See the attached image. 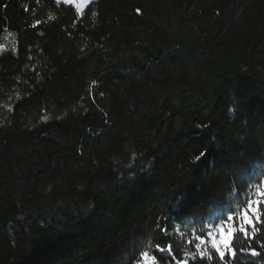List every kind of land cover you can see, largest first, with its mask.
Returning <instances> with one entry per match:
<instances>
[{
	"label": "trees",
	"instance_id": "1",
	"mask_svg": "<svg viewBox=\"0 0 264 264\" xmlns=\"http://www.w3.org/2000/svg\"><path fill=\"white\" fill-rule=\"evenodd\" d=\"M253 166L264 0H0V264L182 259Z\"/></svg>",
	"mask_w": 264,
	"mask_h": 264
},
{
	"label": "snow or ice",
	"instance_id": "2",
	"mask_svg": "<svg viewBox=\"0 0 264 264\" xmlns=\"http://www.w3.org/2000/svg\"><path fill=\"white\" fill-rule=\"evenodd\" d=\"M206 155L201 152L195 157L200 160ZM243 178V185L236 192L235 197H230L225 203L227 211L219 214L210 215L207 218L209 230L207 236L204 234L196 235L193 230V239L195 240V251L183 252V258L178 259L177 254L173 252L171 243L164 246L161 242L155 244L154 249L147 240L142 239L137 246L138 255L137 264H189V261L195 262L197 258L201 261H207L209 264L213 261V253L219 264H229L234 261L238 255L258 256V253L251 246L252 241H257L258 224H264V220L260 218V210L264 208V190L257 189L253 193V187L264 181V166H253L247 173H241L238 180ZM235 184V181H234ZM245 199L241 200V194ZM260 197L259 200H253V196ZM246 203V207L244 204ZM255 204V207H254ZM251 229V233L249 232ZM161 231H166L162 229ZM238 236H242L249 241L248 247H241L239 250L235 247V241ZM189 245H193V240L187 241ZM147 245V246H146ZM260 247L264 248V243H260Z\"/></svg>",
	"mask_w": 264,
	"mask_h": 264
},
{
	"label": "rangeland",
	"instance_id": "3",
	"mask_svg": "<svg viewBox=\"0 0 264 264\" xmlns=\"http://www.w3.org/2000/svg\"><path fill=\"white\" fill-rule=\"evenodd\" d=\"M59 2L72 5L76 8L78 13H82L83 10L91 3L97 0H58ZM257 189L264 190V184L258 185L256 188L253 189V193L257 191ZM260 197L258 196H253V200H259ZM255 207V204H254Z\"/></svg>",
	"mask_w": 264,
	"mask_h": 264
}]
</instances>
